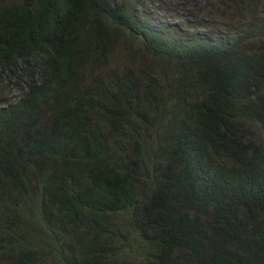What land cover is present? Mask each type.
Listing matches in <instances>:
<instances>
[{
    "label": "trees",
    "instance_id": "trees-1",
    "mask_svg": "<svg viewBox=\"0 0 264 264\" xmlns=\"http://www.w3.org/2000/svg\"><path fill=\"white\" fill-rule=\"evenodd\" d=\"M206 2L0 0V264H264V0Z\"/></svg>",
    "mask_w": 264,
    "mask_h": 264
},
{
    "label": "rangeland",
    "instance_id": "rangeland-1",
    "mask_svg": "<svg viewBox=\"0 0 264 264\" xmlns=\"http://www.w3.org/2000/svg\"><path fill=\"white\" fill-rule=\"evenodd\" d=\"M207 0H139V9L147 14L149 20L155 23L168 22L169 24L185 23L189 21L192 24H210L212 27L222 26L227 30L228 21L222 18L217 10L211 9ZM213 3V1H211ZM210 4V3H209ZM232 7V6H231ZM208 9V10H207ZM263 9V10H262ZM258 9L257 14L264 13V7ZM232 19H235L234 7H232ZM263 12V13H262ZM140 58V57H139ZM131 64L126 62V64ZM136 64V67H139ZM21 84V82L19 81ZM19 91L17 88L8 84V78L0 77V104L8 100L17 98Z\"/></svg>",
    "mask_w": 264,
    "mask_h": 264
},
{
    "label": "clouds",
    "instance_id": "clouds-1",
    "mask_svg": "<svg viewBox=\"0 0 264 264\" xmlns=\"http://www.w3.org/2000/svg\"><path fill=\"white\" fill-rule=\"evenodd\" d=\"M137 3H139V5H140V2H139V0H136V5H137ZM262 9V8H261ZM263 10V9H262ZM263 13V12H262ZM264 14V13H263ZM165 24H167L168 25V22H165Z\"/></svg>",
    "mask_w": 264,
    "mask_h": 264
}]
</instances>
